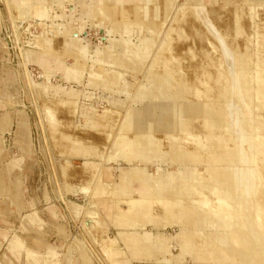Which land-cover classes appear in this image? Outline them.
<instances>
[{
	"label": "rangeland",
	"instance_id": "obj_1",
	"mask_svg": "<svg viewBox=\"0 0 264 264\" xmlns=\"http://www.w3.org/2000/svg\"><path fill=\"white\" fill-rule=\"evenodd\" d=\"M24 1L27 0H21L20 5L25 6L29 1L28 5L30 4L29 6H33L31 0H28L26 3ZM164 1L165 0H153L147 2L145 0L143 1V3L148 4V6L147 5L144 6L143 3H139L138 5L135 4L137 5V7L132 5V8L134 7L133 9L129 6H125L126 12L128 11V13H124L125 9L124 6L122 5L119 6L115 5L116 6L115 7V6H109L107 5V3H104L101 7L102 13L101 10H99L98 13H96L97 11L95 12L97 16L96 18L97 21H94V24L90 20L88 22L87 21L85 22L86 25L84 26L85 28H83V26L80 25L78 28L76 24L77 22L76 23L64 22L73 25L71 26V28L75 26L72 29H75L77 27L78 29L76 28V30H78V33L74 31H73L74 33H71L68 30L66 31L65 28H62L61 25H57L54 22L49 23L48 21H45V19H43L40 16V14H38V17L42 18V19L40 18L42 21V23L39 24L40 30L37 33L29 31L30 35L26 36V34H24L25 32L19 31L18 27L15 26V21L14 22L12 21L10 26L11 29L8 31V35L11 39L14 38L13 50H15L16 58L13 64H9L10 60L8 56L7 59L4 58L5 53H3L4 51L1 49L2 46L0 47V57L2 58V59L0 58V114L5 113L7 111L12 113L19 112V114L23 119L28 120L30 118L31 127H30L29 136H23L26 129L28 130V124L25 122H19L17 138H16L17 140L15 139L14 134L11 135L6 134L5 137L2 136V138H0L1 140L0 149L3 148L0 150V174L1 173L5 174V177L1 178L5 182H3V180L0 181L4 183V186L6 185L5 186L6 189L3 191L4 189V186L2 185L3 183L0 182V264H30L27 255L29 253L31 254V258H35L38 264H45V260L49 261L48 264H51L52 260L60 262V264H75V262L83 261V260L88 264H115L116 258L111 252L110 248L113 245H119V246L124 245L121 239L122 237L118 235V233L123 231L124 228L118 224L117 220L107 223L108 225L111 224V226L103 227L101 224V221L103 219L97 218L95 219L96 220L95 226L92 229H89L90 226H87L88 224L86 225V220H87L86 218L88 217V214L91 212L93 213L95 212L100 215V206L97 199H104V198L114 199L115 200L113 203L114 210L117 213L124 215L128 213L129 216L127 218L128 220H132L133 218H135V216L137 217L139 214H141L142 213L141 209H143L145 206H151V214L156 215V212L153 211L152 205L156 206L155 208H157V205H159V207L162 208L163 203L166 202L174 203L176 200L179 199L185 200L188 197L190 198L191 202L198 204V201L201 202V199L203 197L210 196L211 197L210 205L214 206L215 210L222 211L226 208L227 210H229L227 203L224 202L220 203L218 200V196H216L217 198H215V195L214 196L210 195L211 193L209 192L210 188L205 189L204 190L205 192L201 191L194 183H191L192 178L190 177H186L184 180L185 182L190 183L189 186L192 189L191 190L192 193L191 192L190 193L192 195H188L189 187L187 186V184L186 183L181 184V182L178 180L174 182H169L165 180L164 183L166 184V186H164L162 190H160L159 188V190L156 191L158 194L154 193L150 195L144 193L143 190H140L142 188L138 180H133L131 182V186H129L131 191L130 195H126L125 192L123 191L115 192L116 184H114L113 181L115 179L111 181H107V180L103 181L102 176L104 175L105 169H108L111 177L112 178L116 177L115 181H117L118 172H116V167L120 166L123 167L124 169H128L129 167H131L132 163L128 164L123 159L124 155L118 154V152L119 151L121 152V150H119V148L115 146V143L113 141L115 140V142L119 143L118 140L126 137V135L127 137L129 136L133 137L135 133L137 134V132H135L136 130L134 129V126L127 123L128 120L126 116L127 114L126 109L127 110L130 109V106L128 107L127 105L128 102H130L131 100L127 96L129 93L135 92V88L133 89L135 85L139 86L141 84L139 79L142 78L143 70L144 68L147 67L144 65L145 62H143V65L145 67L142 65L144 68L140 69L142 74L140 70L136 71L135 67H137V69L139 68L138 66L133 65V63L131 65L134 66V69L131 68L133 67L131 65H129V67L131 66L130 68L125 69L124 67H122V62L124 60L126 61L127 58L124 59V57L121 58L120 56L119 58L116 57L118 59H115L114 60L115 63L113 61L111 65L105 64V62L99 63L100 60L98 58L101 56H99L100 54L97 55L99 50L96 47L98 45H100V47L104 46L103 38H102L104 37V35L107 36L109 35L110 37H114V38L115 36L118 38L120 37V33L114 30L115 28L117 29L118 26L115 25L116 22L117 23L120 22L119 17H121V21H122V17L125 18L127 16H130L133 18L132 21H134L135 14H138L131 28V30H133L132 32L133 34L130 33V35L129 34L128 35L130 37L132 34L133 38L130 37V39L131 40L135 39L139 35L137 33H134L135 31H138V29L134 31L136 27L140 28L141 30L140 35L142 36L143 35L148 36L149 32L151 34L153 33L152 34L153 36L150 34L152 36L151 38H153L154 41L158 40L159 43L157 44L158 41L154 42L155 44H153L154 47H152L150 56L151 55L153 56L154 53L158 54L161 52L158 55L159 57L162 58L169 57L168 59H170L172 56L175 55L173 59L175 58V60L178 61L176 62L175 60L170 59L171 63L169 61L170 63L169 65H171L170 66L171 68H173L172 66H174L175 70H177L179 66L181 67V68L179 67V69L181 70L178 69V72H175V70L173 69V74L175 73L178 74L179 72L180 73L182 72L181 74L184 76L183 80H185L186 85L179 87L178 89L176 87L172 89L173 91L181 90L182 93L187 94L191 99L193 100L195 99L194 101L196 100H200L202 102L206 101L207 99L205 96L210 93L213 94L212 96L214 97V99L215 96H217L216 97L217 99L219 94H221L223 98L224 94L222 93V91L224 90V88L222 90L221 87L225 86L226 88H229L228 85L229 83L228 80L226 79V76L228 77L229 74L230 75L232 74V72H238V71L239 73L241 72V76H242L241 78H244L246 75L250 73L249 86L250 88H252L251 89L252 91L254 92L257 91L259 93L258 88L260 89V87H264V85L261 84L264 82V0H229V2L228 3L225 2V4L218 3L219 2L218 0H203V5H202L203 11L206 12V10L212 9V11L215 12L214 14L216 16L210 10H209L210 13L208 12L207 16H205L202 10L200 9H198L199 11L198 13L194 10L189 9L188 6H185V11L188 9L187 10L188 13L187 11L186 13L184 12V7H180L183 8V11L182 9H179V5L181 4L184 5V3H187L189 0H185L184 2L183 0H176L172 5H170L171 7L167 5L168 8L167 6H165ZM73 2L74 1H72L71 3ZM213 3L215 4V7L213 6L214 5ZM217 4L220 6H217ZM12 5L13 8L15 6L17 8L21 7L20 5L18 4L16 5L14 3ZM57 6L61 10V13L58 16L56 15V17H63L65 10L63 4H57ZM144 7L146 8L144 9ZM249 7H253L254 9L253 17L249 13L250 11ZM36 8L38 12L43 8H46L45 11H47L46 12L47 17H49V19L55 18L54 15L53 17H51L48 7L39 5L36 6ZM213 8L216 9L217 11L213 10ZM130 9L132 10V12L134 11L133 16H132L133 13L131 12ZM120 10H123L124 12L123 11L121 12ZM181 11L182 14L184 12V15L180 17ZM231 11L233 14L230 16ZM10 13L12 14V12ZM139 14H141L142 17L139 16ZM110 15L111 16L113 15V17H111ZM114 15L118 21L115 20ZM98 16L101 17L102 19H98ZM130 17L127 18L131 20ZM138 17L141 19H139ZM154 17L157 18L155 19ZM203 17H205V19H203ZM12 18L15 19L18 17L15 13H13ZM147 18L148 20H146ZM228 18L231 19V22L233 21L230 25L228 23L229 22ZM96 19L94 18V20ZM99 20L101 22H98ZM147 23L149 25L148 27H147ZM121 24L119 25L120 28L118 27V29H121L125 25L122 22ZM133 25L134 27L135 26L136 27L134 28ZM140 25L141 27H139ZM154 26L155 28H157V31L156 29L153 30L154 28L152 29L153 31H155V33L152 30H150ZM80 27L82 28L80 29ZM159 28H161L160 30L163 31L162 33L163 35L161 34L163 37L160 35L161 31L158 30ZM60 29H62V33L60 32L61 31ZM79 29L81 30V32L79 31ZM165 33L167 34L168 37L166 36ZM135 34H137V36ZM154 34L156 35L158 34L159 36L155 35V37L157 38L159 37V38L155 40ZM86 41H89L90 46H88L87 48H91V50L90 49L84 50V54L77 53L78 52L77 49H79L78 46H83ZM165 41H167V46L165 45L166 47L164 46V44L161 43L164 42L166 44ZM70 42L75 44H71L72 46H70ZM3 43H4L3 44L4 47L6 48L5 42ZM235 43H239L238 44L239 46H237V48H235L237 45V44L235 45ZM162 45L163 47H160ZM26 46H28V48H26ZM155 47L156 49H154ZM189 48L190 50L186 52ZM94 50L95 51L97 50L96 51L97 54L95 53ZM176 50H178L179 52ZM163 51L165 52L164 56H163L164 53ZM171 53L172 55H170ZM231 54L233 55V57H231L232 56ZM46 55L49 56L55 55L57 58H59V60L61 59L60 61H62L66 67L72 65L75 66L77 71L80 72L79 79L74 78L71 80H66L64 78H59V79L51 78L52 79L51 81L53 83L52 85L55 84L56 86H58V87L51 86V87H55V90L54 88L51 89L50 86L49 88H47L48 85L45 88H39L38 86H36L34 84V81L38 79L40 76L46 75L44 66L42 64ZM33 57L38 60L41 68L32 62ZM236 57L237 59L238 57H240V59L235 61ZM233 58L236 66L234 65V63H232ZM239 61L243 64V65L240 64L242 71L238 66V64L240 63ZM117 62L120 64L121 68ZM127 62H129V60ZM237 62L239 63L237 64ZM116 63L119 66V68L116 65ZM177 63L178 64L180 63V65H178ZM190 63L197 64L198 67L194 68L195 70H192L193 68H188V67L185 68L187 65H190ZM99 64H102V66L100 67ZM142 66L139 67L142 68ZM231 66L233 67L235 66V70L236 67L239 68V70L233 71V67ZM227 69H230L231 72L228 73L229 70ZM53 71L54 70H52V72ZM97 75H100V77H98ZM108 78L109 79L111 78V80L109 81L114 82L113 83L114 86H111L112 82L110 83L109 81L107 84H105ZM118 78L119 80L121 78L124 81V83L127 84L125 86L126 88L123 87L125 84H122L123 83L122 80L118 81ZM116 79L119 82L116 84L117 86L115 85ZM145 82L146 84H150L149 81H145ZM128 85L132 87L129 89L130 92L129 91L126 92L127 87H129ZM103 86L105 88H103ZM119 86L121 90L123 91L125 90L124 92L128 93L127 96L126 93H124L123 91L117 90L118 89L117 87ZM196 87L198 89H196ZM107 88H110L111 91H109V89ZM226 88H225V92L223 91L224 93H227ZM105 89L108 90V92L110 93L113 92L108 100L111 103L107 102L106 99L104 100V97L102 96L101 92L106 91ZM172 90L169 89V94H171ZM120 91L123 93L120 94ZM116 92L119 93L117 94ZM189 92L191 93V95L189 94ZM197 92H199L200 97H198L199 95ZM254 92L252 93V99L251 96H249L250 98L244 97L246 99L245 100L243 98L245 101H243L242 98H238L236 102L237 105L239 106V109L240 107L242 108L244 104H246L247 99H249L248 101L250 102L249 104L247 101V104L249 105L253 104L252 107H254V103L255 104L257 103V105H261L262 107L260 109L257 110L258 106H255V109L252 108L250 112L253 115H255V119L257 118L255 120L254 125L259 126V123L262 121L261 124L263 128L264 120L262 119V117L264 118V97L262 95H259L257 92L256 93ZM228 94L227 95L225 94L227 96V97L225 96V98L227 99L228 97H230L228 96ZM254 95L257 96L255 97ZM98 96L99 97L102 96V97L99 98ZM117 98H120L118 99V101L121 100L122 102L116 101ZM112 102L115 104V107L117 108L109 107V106H114ZM116 102L118 103L117 106H116ZM217 102L219 101L217 100L216 102L213 103H216L217 106L219 105V103ZM92 103H95V105L98 108L97 107L95 108ZM123 104H125L126 107L124 105L123 108L122 107ZM120 107H122L123 109H121ZM117 109L119 110V112H117L118 111ZM115 110L116 112H114ZM107 111L109 112L108 114L110 118H108V115L106 114ZM84 112L91 114L93 113L92 121H89V123L86 124H85L86 120L83 119ZM246 112L247 111H245V109H242L239 112V115H242ZM104 113L106 114L107 117L104 115V118L102 119L103 116L102 114ZM120 113L122 114L124 113L125 114V115L123 114L124 117H122L123 115ZM99 114H101L102 116ZM99 116L101 117V119H99ZM259 116L261 117L259 118ZM199 118L200 119L197 120L199 123L205 120L203 115L199 116ZM263 129L262 132H264ZM258 131H260V129H258ZM125 132L126 135L124 134L125 136L123 137V133ZM208 132H209L208 136L211 137L212 134L210 133L212 131L209 130ZM174 133L175 135H178L180 139H182L181 144L184 146H186L185 144H189L190 141H193L191 142L192 144L190 143L191 145H193L192 147H194V145L195 146L197 145L198 147L204 149V146L206 144L205 149L206 147L212 149L211 146L212 140L208 142L209 140L208 138H206L205 133L204 134L199 133L200 135L197 138H194L195 136L193 137L192 135L187 134L188 131L183 133L177 131ZM223 133H224L223 136H227L228 134L227 131L222 132V134ZM154 137H156V139H158L159 141L161 140L160 141L161 143L163 142L161 145L162 152L169 150L168 148L169 143H167L168 142L167 138L166 140H164L165 139L164 137H166L164 131L155 132ZM235 140L236 139L234 138V141ZM152 141H153V137H152ZM234 141L233 140L230 141L231 144L229 142L230 147L233 146L234 148ZM112 143L114 144L112 145ZM151 143L152 142L150 141V144ZM112 147H116L117 149L114 148V150H112ZM240 149L245 156L252 154V148L250 147L248 142L242 141V147ZM117 150L118 152L116 153L118 155L116 156L114 151ZM205 151L207 152V150ZM111 153L114 156L111 155ZM110 155L113 157H111ZM162 155L163 153L158 157H161ZM164 156L167 155H163L162 158ZM157 158L150 159L151 160L149 163L151 165L149 166L150 173L158 174L160 169L164 173L177 172V166L173 167L172 164H164L163 162H161L162 161L160 160L161 158L160 159ZM152 159L154 162L152 161ZM21 160L23 161L22 166L25 164L27 166L25 170L26 175L29 172L28 173L29 185H27L29 187L27 189L26 188L27 186H24L25 193H28L32 198L35 199V201H33V204L35 205L30 206V209L33 208L39 209L38 203H41V198H45L46 204L44 206L48 207L49 214L53 215V210L54 211L56 210L58 212V215H60V217L63 220L66 218L65 215L71 218L74 221L75 226H80L79 229L80 233L79 234L74 233L71 237H69V241L66 240L57 241L53 238L51 240H48L47 243L45 241L40 242V240H38L37 242L32 238L29 240V237H27V235H25L23 232H20L22 231L21 226L23 225L27 226V224L33 226L34 230H38V227L45 229L49 226L44 224L43 222L40 223L41 225L44 224L41 226L40 224L36 225L35 221H33L32 223V221L27 222L20 220V217L23 213L21 212L22 209L21 201L17 200L15 197L18 195L21 196L22 194L21 188L23 187L21 181L22 178L24 177L23 175L21 177H18L16 174L18 173L23 174V169L19 165L20 163L14 165L12 164V162H16V161L21 162ZM138 160L139 158H135L134 162H137ZM257 161L261 168L260 170L261 176L262 178H264V155H258ZM7 163H9L8 168L13 171L11 173L18 177V179H15V181L18 180V183L16 182L11 183L10 180L11 178H13L12 175L9 174L7 170L6 171L3 170L4 168H6ZM12 167L15 168L12 169ZM194 167L200 168L203 167V164H199ZM101 179L102 181H100ZM123 186L124 185L122 183L118 184V188L120 190L122 189ZM243 191H245V189H243ZM206 192L209 194L206 195L205 194ZM55 195L61 198V203L63 204V207H65L66 212L62 211V209L59 208L60 205L57 204V206H55L56 202H54L53 200V197ZM263 197H264L263 187L262 189L259 188V190H257V192L253 194L250 193L248 196V199L250 200H248L246 207L241 208V211H239L240 217L244 218L245 214L249 215L261 211V210L258 211L257 209L258 205L256 202L258 203L261 202L259 203L260 205L259 208L264 209L263 208L264 199H262ZM73 202L83 204V210L79 214H74V212L72 211ZM255 204L257 206L254 207H256L255 209L257 211H254L255 209L252 206ZM51 205L53 206L50 207ZM199 205L201 206V204ZM232 205H233L232 210H235L237 209L239 203L234 202ZM40 208L42 209L43 206H40ZM125 210L127 212H125ZM138 210L139 212L141 211V213L138 214ZM178 213L181 212L172 211L169 214H167L168 217L166 215H161V216L163 218H165L166 216L168 221H170L172 220V215ZM13 214L15 216H12ZM32 214L36 215L37 212L35 211ZM187 215H185L186 217L185 220L189 221L190 219L189 214ZM261 215L264 216V212ZM54 216L55 219L59 218L56 215ZM162 221L164 222V220ZM151 225L152 222L150 221L145 226H143V228L141 227L138 228L150 239L154 238L157 231L168 232L176 235L180 230L178 226H168L167 228L160 227L158 230L156 229L153 230L150 228ZM12 229L17 230L18 232L16 231L14 232V234H12L11 233ZM233 229H234L233 226H228L227 228L222 229L221 231L224 234L225 233L230 234L231 230ZM110 230L115 231L113 235L109 233ZM111 235L113 238H117L116 243L112 244L108 242L107 237ZM203 235L205 234L204 233L193 234L195 245L198 246L199 253L201 254L203 253V247H202V241L204 238ZM37 236L38 234H35L34 237ZM12 242L23 245V248L17 249L16 247L13 251L12 249H10ZM15 245L17 246V244ZM233 246L234 247L238 246V243L234 242ZM50 247L55 251H53ZM180 249H181L180 246L177 243H174L172 248V253L177 254L179 253ZM22 250H24L25 252H23ZM51 251L56 252L57 255L56 258L52 259L47 256V253L48 252L50 253ZM93 260H96L97 263H95ZM231 260H232L231 262H234L235 264H246V263H237L235 259H231ZM213 261L214 264L219 262L218 259L216 258H214ZM184 263L193 264V261L192 259L187 257L185 258ZM133 264H146V263L141 262L140 260L137 261V259H135V261H133ZM166 264H175V263L168 262Z\"/></svg>",
	"mask_w": 264,
	"mask_h": 264
},
{
	"label": "bare ground",
	"instance_id": "obj_2",
	"mask_svg": "<svg viewBox=\"0 0 264 264\" xmlns=\"http://www.w3.org/2000/svg\"><path fill=\"white\" fill-rule=\"evenodd\" d=\"M27 1H24V2L26 3ZM73 1L79 2L80 0H73ZM146 1L150 2L153 0H146ZM174 1H176V0H165L164 1L165 6L168 5L169 7H171L170 5H172L174 3ZM218 1H219L218 3H221V4H225V2L226 3L229 2V0H218ZM28 3H29V1L27 2L26 5L25 4L24 5L27 6ZM104 3H106L105 0H100V2L98 4H95V6L93 7L92 10L89 9L87 11V13L89 15L93 14V18H92L93 24H94V21H97L96 13H98L99 10H101V13H102L101 7ZM71 5H72L71 10H75L74 3H71ZM137 5H134V6L137 7ZM146 5L148 6V4L145 3L144 6H146ZM202 5H203V0H189L187 3H184V5H182V4L179 5V9H182V11H183V8H180V7H184V12L186 13V11L188 9L186 8L187 10L185 11V6H188L189 9L194 10L197 13L199 12L198 9L202 10L204 15L207 16V13L208 12L210 13V11H212V9L211 10L208 9V10H206V12H204L202 9ZM168 6H167V8H168ZM213 6L215 7V4ZM217 6H220V5L217 4ZM129 7L132 8V6H129ZM145 8L146 7H144V9ZM208 8H211V7H208ZM249 8H250L249 13L253 17L254 16V9H253V7H249ZM45 9L46 8H43L42 10H40L38 12V14H40V16L43 19H45V21H47L49 19V17H47V14H46L47 11H45ZM124 9H125V6H124ZM127 9H129V8H127ZM136 10H138V9H136ZM213 10L217 11L214 8H213ZM120 11L122 12L123 10H120ZM182 11H181L180 17L182 15H184V12L182 14ZM118 12H119V10H118ZM131 12H132V10H131ZM131 12H130V14H131ZM212 12H213V14L215 13L214 11H212ZM124 13H128V11L126 12V9H125ZM187 13H188V11H187ZM232 14L233 13L231 11L230 16ZM115 15H114V17H115ZM133 15H134V13L132 14V16ZM137 15L138 14H135V16H134L135 19H136ZM139 16H141V14H139ZM197 16H198V14H197ZM111 17H113V15ZM127 17H130V16H127ZM127 17H125V18L122 17V21H121V17H119L120 22L119 23L116 22V24H115L118 26H117V29L115 28L114 30H116V32L120 33V37L118 38L115 36V38H114V37H110L109 35L108 36L104 35V37H102L104 46L100 47V45L97 44L98 46L96 48L99 50L98 54L96 53L97 50L96 51L94 50L97 55L100 54L99 56H101L98 58L100 60L99 63L105 62V64L111 65L113 63V61L115 59H118L120 56L121 58L124 57V59L127 58L126 61L124 60L122 62V67H124L125 69H128L133 65H136V66H138L139 69H137V67H135V69H136V71H138L140 69H143L145 66H147L146 68H144L143 74L140 70V72L142 74V78L139 79L141 84L139 85L137 83L139 86L135 85L133 87V89L135 88L134 93H129V94L126 93L127 91H129L130 88H132L129 85H128L129 87H127L128 90L126 89V92H124L125 90L124 91L121 90L120 86L117 87L118 88L117 90L123 91L124 93H126V96L128 94L127 97H129L131 99L130 102L126 101V102H128V105L124 102L128 107L130 106V109H128V110L126 109L127 114L125 112V114L127 116V120H128V121L127 120L126 121L130 125L134 126V129L136 130L135 132H137V134L135 133L133 135V137H130V136L127 137L126 132H125V133H123V137L126 135L127 138L124 137L122 139H119L118 140L119 143L115 142V140H114L113 142L115 143V146L117 148H119V150H121L122 153L120 151L118 152V150L114 151V152H115L116 156L118 154L124 155L123 159L128 164L132 163L131 167H129L128 169H124L123 167H120V166L116 167V172H118L117 181H115L116 177L112 178L110 173H109V170L105 169L104 175L102 174L103 175L102 176L103 181H105V178H107V179L109 178V180H111V178H112V180L115 179V180H113L114 184H116L115 185L116 186L115 192L123 191V192H125L126 195H130L131 191H130L129 186H131V182L133 180H138L140 182V185L142 188L140 190H143L144 193L150 195V194H154V193L158 194L156 191L159 190V188H160V190H162V188L164 186H166V184L164 183L165 180H167L169 182H174V181L178 180L181 182V184H183V183L187 184V186L189 187V189H188L189 194L188 195H192L191 194L192 189L189 186L190 183H187L184 180L186 177H190V178H192L191 183H194L201 191H204L205 189L210 188V191H209V192H211L210 195H213V196L215 195V198H217L216 196H218V200L220 203H222V202L227 203L229 210H227V208L222 210V211L215 210L214 206L210 205V200H211L210 196L209 197L208 196L203 197L201 199V202L198 201V204L191 202L190 198L188 197L185 200H183V199L176 200L174 203H169V202L163 203L162 208L159 207V205H157V208H155L156 206L152 205L153 211L156 212V215L151 214V206H145L143 209H141L142 213H141V211L139 212V210H138V214L139 213H141V214H139L137 217L135 216V218H133L132 220H128L127 219L129 217L128 213L125 215L117 213L113 208L114 206L112 205V207L108 208L109 212L112 214L111 222H113L114 220H117L118 224L124 228L123 231L118 233V235L122 237L121 239H122V242L124 245L123 246L113 245L110 248L111 252L113 253V255L116 258L115 264H133V261H135V259H137V261L140 260L141 262H145L146 264H166L168 262H172L175 264H185L184 260L187 257L192 259L193 264H214V261H213L214 258L218 259V261H219L215 264H235L234 262H231L232 261L231 259H235L237 263L264 264V218H263L264 216L261 215L264 212V209L259 208L260 207L259 203H261V202H259V203L256 202L258 205V207H257L258 211L259 210H261V211L256 212V213H252L249 215L245 214L244 218H241L240 214H239L240 213L239 211H241V208L246 207L248 200H250V199H248L249 194L250 193L253 194V193L257 192V190H259V188L262 189V187H263V189H264V180H263L264 178H262V176H261V172H260L261 168H260L259 163L257 161L258 155H264V132H262V129L264 128V126L262 128V124H261L262 121L261 120H260L261 122L259 123V126H255L254 125L255 120L257 118L255 119V115H253L250 112V110H252V108L255 109V106H258L257 110L260 109L262 106L257 105V103L256 104L254 103V107H252L253 104L249 105L250 102L248 101L249 99H247L249 104H247V101H246V104H244L243 107L242 108L240 107V109H239V106L237 105V102H236L238 98H242V100L245 101L246 99L244 97L250 98L249 96H251V99H252V93L254 91H252L251 90L252 88H250V86H249L250 85L249 84L250 83V80H249L250 73L248 75H246L244 78H241L242 77L241 72L239 73L238 70H239V68L241 70L240 66L243 64L240 61H239L240 63L237 62V64L239 63L238 64L239 68L236 67V70H235L236 65H235L234 58H233L232 63H234L235 66L234 67L231 66V67H233V71L235 70L238 72H232L231 75L229 74L228 77H230V78H228L226 76V79L228 80V83H229L228 84L229 88H226L225 86L224 87L219 86L222 88V90L224 88V90H223L224 92H225V88L228 90V91L226 90L227 93H224L222 91V93L224 94L223 98H222L221 94H219L220 98L218 95V98L216 99L217 96H215V99H214V97L212 96L213 94L210 93L207 95L205 94L206 95L205 97L207 99L206 101H203V102L200 100L194 101L195 99L194 100L191 99L187 94L182 93L181 90H177V91L172 90L176 87L178 89L179 87L186 85L185 80H183L184 76L181 74L182 72L181 73L179 72L180 74L179 73L173 74L174 66H172L173 68H171L170 67L171 65H169L171 63L170 59H173V57L175 55L173 54L174 56H172V57L170 56L171 57L170 59H168L169 57L168 58H165V57L162 58V57L158 56L161 53L158 50L160 53H158V54L154 53L153 56L152 55L150 56V52L152 50V47H154L153 44H155L154 42H157L158 40L154 41V39L151 38L153 36L152 35L153 33L151 34L150 32H149L148 36L140 35L141 30H140V28H137L136 26H135L136 27L135 28L134 27L135 24L133 25V27L135 28L134 31L136 29H138V31H135L134 33H137L139 35L137 36V34H135L137 37L136 38L134 37L135 39L131 40L130 37H132V34H133L132 33L133 30H131V28H132V24L135 21V19H134V21H132V19H133L132 17H130L131 20H129ZM94 18L96 20H94ZM159 18H161V17H159ZM98 19H102V18L98 16ZM139 19H141V18H139ZM203 19H205V17H203ZM228 19H229V22L228 21L227 22L230 25L233 21L231 22V19L230 18H228ZM115 20H117L116 17H115ZM146 20H148V18ZM76 22H77L76 24H77L78 28H79V25L83 26V28H85L84 26H86V25H84L82 19L76 20ZM98 22H101V21L99 20ZM121 22L124 23L125 25L121 29H118V27L120 28L119 25L121 24ZM143 22H145V21H143ZM146 22H148V21H146ZM149 22H150V20H149ZM95 23H97V22H95ZM60 25L62 26V28H65L66 31L68 30L71 33H74V32L78 33V30H76L77 27L75 29H72L75 26L71 28V26H73V25H70L67 23H63ZM121 25H123V24H121ZM151 25H153V24H151ZM96 26H95V28H96ZM114 26H113V28H114ZM148 26L149 25L147 23V27ZM139 27H141V25ZM81 28L82 27H80V29ZM80 29H79V31L81 32ZM152 29L153 30L156 29V31H157V28H155V26L152 27L150 30H152ZM160 29L161 28H159L158 30H160ZM60 30H61L60 32L62 33V29H60ZM153 32L155 33V31H153ZM130 33H132V34L129 37ZM162 33H163V31H161L160 35ZM104 34H106V33H104ZM155 35L156 34H154V37H155ZM166 36H167V34H166ZM158 38L155 37V40ZM165 42H166V44L164 42H161V43L164 44V46L165 45L167 46V41H165ZM85 43L83 46H78L79 49H77L78 50L77 53L84 54V50H87V49L91 50V48H87L88 46H90L89 41H86ZM158 43H159V41L157 42V44ZM248 43H249V40H248ZM71 44H75V43L70 42V46H72ZM238 44L239 43H235V45H236L235 48H237V46H239ZM158 47H159V45H158ZM160 47H163V45ZM154 49H156V47ZM179 49H180V47H179ZM232 49H233V47H232ZM165 50H166V48H165ZM178 50H176V51H178ZM189 50H190V48L186 52H188ZM100 51H101V53H100ZM165 52L163 53V56H164ZM172 53L170 55H172ZM77 55H79V54H77ZM161 56H162V54H161ZM116 57H118V58H116ZM231 57H233V55ZM51 58H52V56H49V55L45 56V59L42 62V64L44 66L46 75L40 76L38 79H36L34 81V84L36 86H38L39 88H45V87H47V85H48L47 88H49V86L50 87L56 86L55 84L52 85L53 83L51 81L52 79H55V78L56 79L64 78L66 80H71L74 78L79 79L80 72L77 71L75 66L72 65V66L66 67L63 64V62L60 61L59 59L56 62H51ZM149 58H150V61H149ZM147 59H148V61H147ZM176 59H177V56H176ZM238 59H240V57H238ZM238 59L236 57L235 61ZM128 60H129V62H127ZM173 60H175V58ZM169 61H170V63H169ZM143 62L146 63V64L144 63L145 66L143 65ZM114 63H115V61H114ZM117 63H116V65H117ZM132 63H133V65H131ZM191 64L192 63H190V65L186 64L187 66L185 68L188 67V68H193L192 70H195L194 68L198 67L197 64H192V65ZM99 65H100V67L102 66V64H99ZM116 65H114V66H116ZM129 65H131V66L129 67ZM178 65H180V63ZM119 66H120V64H119ZM119 66H118V68H119ZM139 66H142V68H140ZM176 66H175V68H176ZM179 67L177 68V70L174 69L175 72H178ZM120 68H121V66H120ZM131 68L134 69V66ZM51 69L54 70L55 72L54 71L52 72ZM179 70H181V69H179ZM227 70H229V72L227 71L228 73L231 72L230 69H227ZM97 76L100 77V75H97ZM255 79H256V77H255ZM109 80H111V78L110 79L108 78L107 81L105 80L106 83L105 82L104 83L107 84ZM121 80H122L121 78H120V80L118 78V81H121ZM98 81H100V80H98ZM118 81L116 79L115 85L117 83H119ZM145 81H149L150 84H146ZM109 82L111 83L112 81H109ZM122 82H123L122 84H125L123 80H122ZM200 82H201V80H200ZM113 83L114 82H112L111 86H114ZM261 84L264 85V82ZM126 85L127 84H125L123 87L126 88L125 87ZM228 85H227V87H228ZM104 86H103V88H105ZM258 86H261V85H258ZM56 87H58V86H56ZM108 87H109V85H108ZM136 87H137V89H136ZM214 87H215V85H214ZM214 87H213V89H214ZM52 88H54V90H55V87H51V89ZM107 89H109V91H111L112 87H111V90H110V88H107ZM115 89H116V87H115ZM169 89L172 90L171 94H169ZM196 89H198V88L196 87ZM72 90H74V89H72ZM258 90H259V93L257 91L256 92L259 95H262L264 97V87H260V89L258 88ZM121 91H120V94L123 93ZM215 91H216V89H215ZM220 92H221V89H220ZM256 92H254V93H256ZM101 93H102V95L103 94L105 95L104 100L106 99L107 102H109L108 100L111 97V94L113 92L110 93V92H108V90H106V91H103ZM116 93L118 94L119 92H116ZM197 93L199 95V92H197ZM189 94L191 95L190 92H189ZM225 94L226 95L228 94V96H230V97H228V99L225 98V96H226ZM254 96L256 97L257 95H254ZM101 97H99V98H101ZM198 97H200V95ZM221 98H222V100H221ZM115 99H114V101H115ZM118 99H120V98H117L116 101H118ZM217 100L219 101V102H217V103H219V105L216 106V103H213V102H216ZM119 101H121V100H119ZM102 103H104V102H102ZM109 103H111V102H109ZM114 103H113L114 106H109V107H115ZM92 104L95 108L97 107L95 105V103H92ZM117 104L118 103L116 102V106H117ZM125 104H123V106H122L123 108H124ZM126 105H125V107H126ZM262 105H263V103H262ZM122 107H120V108L123 109ZM115 108H117V107H115ZM120 108H118V109H120ZM113 109H112V111H113ZM242 109H245V111H247V112L242 114V115H239V112ZM114 112H116V110ZM117 112H119V110ZM120 112H121V110H120ZM123 112H124V110H123ZM108 113L109 112L107 111L106 114L108 115V118H110ZM106 114L105 113L102 114L103 116L101 114H99V115H101L102 119H103L104 115L106 116ZM120 114H122V113H120ZM92 115H93V113L92 114L91 113H85V112L83 113V116H84L83 119L87 121V122L85 121V124L89 123V121H92ZM124 115L122 117H124ZM202 115L204 116L205 120L203 122L199 123L197 120H199L200 119L199 116H202ZM95 116H96V113H95ZM261 116H263V115H261ZM261 116H259V118ZM99 119H101L100 116H99ZM262 119L264 120L263 117H262ZM93 126H94V123H93ZM95 126H96V123H95ZM94 128H96V127H94ZM258 129H260V131H258ZM209 130L212 131L210 133V134H212L211 137L208 136ZM158 131H164L165 136H166V137H164L165 138L164 140H166V138H167V141H168L167 143H169V145H168L169 150L168 151L162 152L161 145L163 142L161 143L160 142L161 140L159 141L158 139H156V137H154V133L158 132ZM177 131L182 132V133L188 131L187 134L192 135L193 137L195 136L194 138H197L201 133L202 134L205 133L206 138H208V140H209V141L208 140L207 141L210 142V140H212V144H211L212 149L207 148V147L205 149L206 144L204 146V149L198 147L197 145L196 146L194 145V147H192L193 145H191L192 144L191 142H193V141H190L191 144L190 143L185 144L186 146L182 145L181 144L182 139H180L179 136L175 135V133H174ZM224 131L228 132L227 136H223L224 133L222 134V132H224ZM173 133H174V135H173ZM184 134H186V133H184ZM121 137H122V134H121ZM152 137H153V141H152ZM234 138L236 139L235 141H234ZM232 140L234 141V148H233V146L230 147V144H231L230 141H232ZM150 141L152 142L151 143L152 145L150 144ZM242 141L249 143L250 147L252 148V154H249L248 156L247 155L245 156L243 154V152L240 149L242 147ZM229 142H230V144H229ZM114 143H112V145ZM194 143H195V141H194ZM116 147H112V150H114V148H116ZM231 148H233V149H231ZM205 150H207V152ZM116 152H118V154ZM108 153H110V152H108ZM162 153H163V155H167L170 158H168L167 156H164L162 158L163 155L161 157H158ZM111 155H113V154L111 153ZM113 156H111V157H113ZM135 158H139V160L137 162H134ZM151 158H157V159L161 158L160 160H162L161 162H163L164 164H172L173 167L177 166V172L164 173L160 169L158 174L157 173L156 174L150 173L149 166H151V165L149 163L151 161L150 160ZM152 161H153V159H152ZM199 164H203V167H200V168L194 167V166L199 165ZM118 179H120V180H118ZM0 180H3V179L0 178ZM100 181H102V179ZM0 182H2V181H0ZM3 182H5V181L3 180ZM119 183H122L124 185L121 190L118 188ZM2 185L4 186V183ZM5 186H4L3 191L6 189ZM98 187H99V185H98ZM243 189H245V191H243ZM205 194L207 195L209 193L206 192ZM262 199H264V197ZM234 202L239 203V205H238L237 209L232 210L233 209L232 204ZM199 204H201V206ZM149 205H151V204H149ZM257 205L255 204L252 206L254 207ZM255 208L256 207H254V209ZM82 210H83V204L73 202L72 211L74 212V214H79ZM126 210H125V212L128 211V210L127 211ZM172 211H178V212L180 211L181 213L173 214L172 220L168 221L166 216H167V214H169ZM254 211H257V210L255 209ZM260 212H261V214H260ZM158 214H160V215H158ZM187 214H189V217H190L189 221L185 220L186 219L185 215H187ZM161 215H166V216H165V218H163ZM99 217H100V215L95 213V212L94 213L91 212L88 214V217L86 219L89 220L90 223L88 225L86 223V225L90 226L89 229H92L95 226V224H96L95 219H97V218L101 219ZM187 217H188V215H187ZM250 218H251L252 222L250 221ZM162 220H164V222ZM150 221L152 222V225L150 226V228L153 230H155V229L158 230L160 227L167 228L168 226H178L180 228V230L176 235L168 233V232L157 231L154 238L150 239L142 231H140L138 229L139 227L143 228V226H145ZM101 224L103 227L109 226L105 220H102ZM228 226L234 227V229L231 230L230 234L222 233L221 230L227 228ZM194 233H199V234L204 233L205 234V235H203L204 238L202 241V247H203V253L202 254L199 253V248H198V246L195 245V241L193 238ZM107 238H108L109 243L113 244V243L117 242V238H113L112 236H109ZM234 242L238 243V246L234 247L233 246ZM174 243H177L181 248L179 253H177V254L172 253V248H173ZM209 248H211V249H209Z\"/></svg>",
	"mask_w": 264,
	"mask_h": 264
},
{
	"label": "crops",
	"instance_id": "obj_3",
	"mask_svg": "<svg viewBox=\"0 0 264 264\" xmlns=\"http://www.w3.org/2000/svg\"><path fill=\"white\" fill-rule=\"evenodd\" d=\"M8 1V2H6ZM73 0H31L33 6H23L20 5L21 0H0V47L2 46V50L4 51L3 53H5L4 58L7 59V56L10 60L9 64H13L15 62V50H13L12 47V42H11V38L8 35V31L11 29V23L12 21H15V26L18 27L19 31L21 32H25L24 34H26V36L30 35L29 31L35 32L37 33L40 30V23H42L41 19L38 17V10L36 8V6H44V7H48L51 17H53V15L55 16V18H50L47 21L49 23L54 22L57 25H60L64 22H71V23H76L75 20L78 19H82L84 25H85V21H92L93 18V14L89 15L87 13V11L89 9H93V7L95 6V4H98L100 2V0H80L78 1H74V6H75V10L71 11V2ZM107 5L109 6H115V5H122V6H132L135 4H139L142 3L145 0H105ZM18 4L21 7H14L12 4ZM57 4H63L65 10H64V14L63 17H56V15L58 16L61 13V10L59 9V7L57 6ZM88 4V5H87ZM8 5V6H7ZM11 5V6H10ZM86 8V9H85ZM12 12L15 13L17 15L18 18L13 19L12 18V14L10 13ZM6 45V48L4 47V43ZM26 48H28V46H26ZM7 49V51H6ZM8 53V54H6ZM51 62H56L59 58H57L55 55H51ZM1 58V57H0ZM2 59V58H1ZM61 60V59H60ZM32 62L35 63L37 66H40V63L38 62V60L36 58L33 57ZM13 102V101H12ZM19 122H25L28 124V130L26 129L25 133L23 136H29L30 134V127H31V121L30 118L28 120L23 119L21 117V115L19 114V112H5V113H1L0 114V138H2V136H6V134L11 135L14 134L15 139L17 138V131H18V123ZM17 140V139H16ZM1 143V140H0ZM3 149V148H1ZM0 149V150H1ZM22 160L21 162H12V164L17 165L19 164L22 169H23V174H16L18 177H21L23 175L24 178H22V194L21 196H16L15 198L19 201H21V212L22 215L20 217V220L22 221H27V222H31L33 223V221H35L36 225L40 224L41 222H43L46 225H49L47 228L42 229L40 227H38V230H34L33 226H30L29 224L23 225L22 227V231L25 235H27V237H29V240L32 238L35 241L38 242V240L41 241H45L47 243L48 240L51 239H55V240H59V241H69V237H71L74 233L79 234L80 233V226H75L74 221L69 218L67 215L66 218L63 220L60 215H58V212L55 210H53V215L49 214V209L48 207L44 206L45 203V198H41V203H38V207L39 209H35L33 208L37 214L34 215L32 214L33 212H35L33 209H30V206H33L35 204H33V201H35L34 198H32L28 193H25V188L24 186L29 185V175L27 173H25V170L27 168L26 164L22 166ZM7 166L6 168H4V171H8L9 174L12 175L13 178H11L10 182H16L18 183V180L15 181V179H18L17 176H15L14 174H12L11 172H13L12 170H10ZM15 167H12V169H14ZM2 170V171H3ZM25 175V176H24ZM5 174H0V178H4ZM10 179V178H9ZM105 180L107 181H111L109 180V178H105ZM6 184V183H5ZM29 186H27L26 188L28 189ZM28 191V190H27ZM83 195V194H82ZM84 196V195H83ZM13 197V196H12ZM85 197V196H84ZM86 198V197H85ZM54 202H56L55 206L60 205L59 208L62 209V211H65V207H63V204L61 203V198H59V196L57 197V195H55L53 197ZM99 202V206H100V217L101 219L105 220L107 223L111 222V216L112 214L109 212L108 208L112 207L113 203H114V199L111 198H104V199H97ZM40 202V201H39ZM105 205V206H104ZM40 206H43V208L41 209ZM53 205H51L50 207H52ZM106 210V211H105ZM27 212V213H25ZM66 212V211H65ZM58 216L59 218L55 219V216ZM12 216H15L14 214ZM13 218V217H11ZM62 221V223H61ZM42 224V225H44ZM41 225V224H40ZM41 225V226H42ZM111 226V224L109 225ZM82 227V226H81ZM37 229V228H36ZM115 229V228H114ZM17 230L12 229L11 233L14 234V232H16ZM18 232V231H17ZM115 231L110 230L109 233L110 234H114ZM118 232V230H117ZM35 234H38L37 237H34ZM111 235V236H112ZM40 236V237H39ZM17 244V246L15 245ZM17 247V249H22L23 245H20L19 243H15L12 242L10 249H12L14 251V249ZM51 248V247H50ZM52 249V248H51ZM53 250V249H52ZM23 252H25L24 250H22ZM55 251V250H53ZM47 253V252H46ZM55 253V254H54ZM27 254V253H26ZM28 255V260L30 264H38V262L35 260V258H31V254H27ZM47 256L50 258H56V252H48ZM94 259V258H93ZM95 263L96 260H93ZM51 264H60V262L57 261H51ZM49 261L45 260V264H48ZM88 264L87 262L83 261H77L75 262V264Z\"/></svg>",
	"mask_w": 264,
	"mask_h": 264
},
{
	"label": "built area",
	"instance_id": "obj_4",
	"mask_svg": "<svg viewBox=\"0 0 264 264\" xmlns=\"http://www.w3.org/2000/svg\"><path fill=\"white\" fill-rule=\"evenodd\" d=\"M11 42H12V47L14 46V38L11 39ZM17 49V48H16Z\"/></svg>",
	"mask_w": 264,
	"mask_h": 264
},
{
	"label": "water",
	"instance_id": "obj_5",
	"mask_svg": "<svg viewBox=\"0 0 264 264\" xmlns=\"http://www.w3.org/2000/svg\"><path fill=\"white\" fill-rule=\"evenodd\" d=\"M184 1H185V0H183V2H184ZM102 96L104 97L105 95L103 94ZM86 223H87V224H89V223H90V221H89V220H87V221H86Z\"/></svg>",
	"mask_w": 264,
	"mask_h": 264
}]
</instances>
